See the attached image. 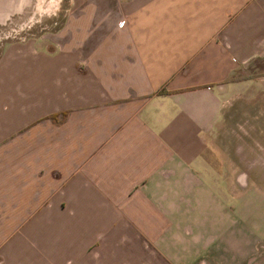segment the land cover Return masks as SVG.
Returning <instances> with one entry per match:
<instances>
[{
	"label": "crops",
	"instance_id": "obj_1",
	"mask_svg": "<svg viewBox=\"0 0 264 264\" xmlns=\"http://www.w3.org/2000/svg\"><path fill=\"white\" fill-rule=\"evenodd\" d=\"M73 1L0 55V264H209L193 205L264 0Z\"/></svg>",
	"mask_w": 264,
	"mask_h": 264
},
{
	"label": "rangeland",
	"instance_id": "obj_2",
	"mask_svg": "<svg viewBox=\"0 0 264 264\" xmlns=\"http://www.w3.org/2000/svg\"><path fill=\"white\" fill-rule=\"evenodd\" d=\"M73 0H0V55L12 43L49 37L73 13ZM251 77L227 104L207 154L220 174L219 201L193 205L205 234L217 238L204 260L211 264H264V63L239 72ZM224 207V215H216Z\"/></svg>",
	"mask_w": 264,
	"mask_h": 264
},
{
	"label": "trees",
	"instance_id": "obj_3",
	"mask_svg": "<svg viewBox=\"0 0 264 264\" xmlns=\"http://www.w3.org/2000/svg\"><path fill=\"white\" fill-rule=\"evenodd\" d=\"M63 115H64V113H63ZM56 117H57V115H53V116H52V118H56Z\"/></svg>",
	"mask_w": 264,
	"mask_h": 264
}]
</instances>
